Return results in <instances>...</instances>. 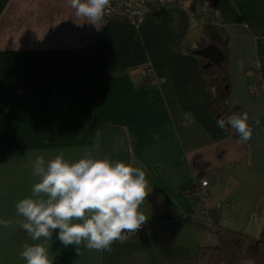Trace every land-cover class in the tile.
<instances>
[{"label": "crops", "instance_id": "0c3cea01", "mask_svg": "<svg viewBox=\"0 0 264 264\" xmlns=\"http://www.w3.org/2000/svg\"><path fill=\"white\" fill-rule=\"evenodd\" d=\"M144 12L139 25L122 15L93 25L68 0H0V221L10 222L0 224V264H26L25 243L43 244L50 264H210L200 251L218 244L216 225L264 240V90L251 91L264 81V0ZM204 36L227 45L229 103L249 114L247 142L217 126L205 60L194 52ZM185 114L195 121L187 127ZM97 138L100 156L145 171L146 230L81 254L56 239L59 229L32 241L15 221L17 202L39 182L35 158L75 162ZM202 179L207 215L187 193Z\"/></svg>", "mask_w": 264, "mask_h": 264}, {"label": "clouds", "instance_id": "9594fccd", "mask_svg": "<svg viewBox=\"0 0 264 264\" xmlns=\"http://www.w3.org/2000/svg\"><path fill=\"white\" fill-rule=\"evenodd\" d=\"M68 3L75 17L96 25L103 20L109 0ZM185 120V127L195 122L191 114H185ZM248 121L249 114L243 112L218 119L217 126L224 130L230 127L241 142H247L252 137ZM100 151L97 138L75 162L66 160L62 153L47 162L43 155L35 158L33 174L39 182L33 185L30 197L17 202V215L23 219L15 221L32 241L51 239L59 229L56 239L65 247L75 246L79 254L81 246L110 251L114 241L127 239L124 233L136 232L146 223V216L139 211L150 192L145 171L108 155L100 156ZM0 224L7 228L10 222L2 220ZM20 255L26 264H50L48 251L40 243H25Z\"/></svg>", "mask_w": 264, "mask_h": 264}, {"label": "trees", "instance_id": "16d2710c", "mask_svg": "<svg viewBox=\"0 0 264 264\" xmlns=\"http://www.w3.org/2000/svg\"><path fill=\"white\" fill-rule=\"evenodd\" d=\"M211 44L219 47L223 51L224 57L220 62H214L206 67L205 65L209 60L201 55L205 60L203 72L213 88V111L220 115V118L227 120L228 116L235 114V109H232L229 103L231 80L227 45L209 40L204 36L196 50ZM259 82L261 85H255L257 88L252 92L254 95L260 94L264 89L262 88L264 81L260 79ZM228 129L231 128L228 127ZM215 230L218 244L214 247H203L200 251L210 264H246L247 261H253L254 264H264V240L222 225H216ZM124 235L126 234L124 233ZM127 238L131 237L127 236Z\"/></svg>", "mask_w": 264, "mask_h": 264}, {"label": "built area", "instance_id": "2783aa9c", "mask_svg": "<svg viewBox=\"0 0 264 264\" xmlns=\"http://www.w3.org/2000/svg\"><path fill=\"white\" fill-rule=\"evenodd\" d=\"M174 3H183V0H109V4L105 9L104 18L101 22L104 23L115 15H122L126 17L132 24L139 25L145 16V5L153 4L160 8ZM143 72L147 78L153 82H156V77L152 69L145 68ZM255 88L257 87L252 86L251 91H255ZM187 193L190 199L193 201L197 212L200 215H207L209 213V202L211 200L209 181L207 179H202L190 187L187 190ZM146 228L147 223L142 225L141 228L136 232H126L125 234L128 237L137 238L143 234Z\"/></svg>", "mask_w": 264, "mask_h": 264}, {"label": "water", "instance_id": "95a60500", "mask_svg": "<svg viewBox=\"0 0 264 264\" xmlns=\"http://www.w3.org/2000/svg\"><path fill=\"white\" fill-rule=\"evenodd\" d=\"M195 53L202 55L209 60L205 65L206 67L210 66L214 62H220L224 57L223 51L215 44H211L204 48L198 49L195 51Z\"/></svg>", "mask_w": 264, "mask_h": 264}]
</instances>
